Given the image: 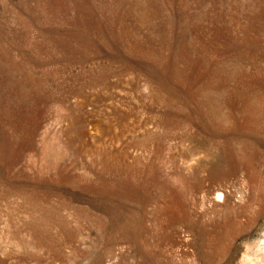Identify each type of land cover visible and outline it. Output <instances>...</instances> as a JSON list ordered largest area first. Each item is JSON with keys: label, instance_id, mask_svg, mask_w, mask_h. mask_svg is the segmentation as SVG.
Instances as JSON below:
<instances>
[{"label": "rangeland", "instance_id": "rangeland-1", "mask_svg": "<svg viewBox=\"0 0 264 264\" xmlns=\"http://www.w3.org/2000/svg\"><path fill=\"white\" fill-rule=\"evenodd\" d=\"M220 66L263 74L264 0H0V264L264 255V138L236 170L200 101Z\"/></svg>", "mask_w": 264, "mask_h": 264}, {"label": "bare ground", "instance_id": "bare-ground-1", "mask_svg": "<svg viewBox=\"0 0 264 264\" xmlns=\"http://www.w3.org/2000/svg\"><path fill=\"white\" fill-rule=\"evenodd\" d=\"M217 71L218 75L215 74L216 78L213 82H207L198 89L203 107L208 108L206 119L215 126L217 137H223L221 135L223 133L226 136L222 139V149L223 152L224 148L229 149L230 153L223 155L222 160L233 162L236 170L243 166L250 174L251 172L254 174V164L260 151L252 139H247L243 135L251 134L254 137L264 138V68L262 75L252 76L253 78L249 80L248 91L246 93L239 91L238 94H231L227 86L229 80L225 81L226 79L220 73L225 71L223 66H220ZM211 237L213 254L220 256L224 248L222 241H231L234 234L229 231L225 233L215 231ZM251 264H264V255H260L258 260L252 261Z\"/></svg>", "mask_w": 264, "mask_h": 264}]
</instances>
